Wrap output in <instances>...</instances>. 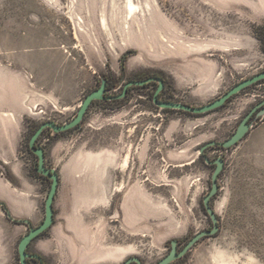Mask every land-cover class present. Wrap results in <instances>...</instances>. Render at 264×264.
Returning <instances> with one entry per match:
<instances>
[{
    "label": "rangeland",
    "instance_id": "374dc122",
    "mask_svg": "<svg viewBox=\"0 0 264 264\" xmlns=\"http://www.w3.org/2000/svg\"><path fill=\"white\" fill-rule=\"evenodd\" d=\"M130 1L126 17V0H0V121L14 125L16 163L44 199L50 183L33 174L31 135L70 122L101 80L117 96L129 81L160 77L161 101L199 107L264 71V0ZM157 88L94 101L75 128L42 133L46 167L59 176L54 223L34 244L47 264H156L171 240L182 250L212 227L203 198L214 168L204 158L218 157V231L171 264H264V117L231 148L199 155L231 137L264 84L202 115L159 109ZM2 257L18 264L15 251Z\"/></svg>",
    "mask_w": 264,
    "mask_h": 264
},
{
    "label": "water",
    "instance_id": "95a60500",
    "mask_svg": "<svg viewBox=\"0 0 264 264\" xmlns=\"http://www.w3.org/2000/svg\"><path fill=\"white\" fill-rule=\"evenodd\" d=\"M263 34H264V27H263ZM264 80V72H261L251 78H248L246 80H243L242 82L236 84L233 88H231L227 93H225L223 96L217 98L216 100L203 105L199 107H193L190 105L182 104V103H174V102H167V101H160L158 100V95L162 91L163 88V82L159 78H148L143 81H129L127 82L123 87V92L120 95L112 96V97H106V80H101L100 87L88 94L83 102L80 105L79 110L76 113V116L68 123H65L64 125H57L53 122H45L43 123L36 132L32 135L29 141V147L33 151V153L38 157V164H37V172L40 173L42 176L47 177L52 181L50 190L48 192L47 198L45 200V217L43 222L36 228H31L29 233L25 236H23L18 244V254L20 258V264H25V259L27 258V254L25 252L28 244L37 236H39L41 233L46 231L47 229L51 228L53 225V202L55 199V195L57 193L58 189V175L54 170L47 169L45 167V157H44V151L42 148H35L34 145L40 136V134L45 130L46 128H49L54 134H59L62 132H67L73 128H75L83 119L85 112L87 111L88 107L92 104L94 101H104V100H120L122 99L126 92L128 87L131 86H144L145 84L156 81L158 82V88L155 91L153 95V104L157 106L161 110H173V111H180L185 112L192 115H202L207 114L209 112H212L214 110H217L221 108L224 104H226L233 96L237 95L241 91L245 90L246 88L257 84L258 82ZM264 104V100L257 104L239 123L236 131L229 137L225 142L223 143H216V142H208L205 145H203L201 148H199V155L203 156V153L205 150H207L210 147L218 146L220 148H223L224 150H227L231 148L232 146L236 145L239 141L243 139V137L247 134L251 127V123L248 122L250 116L252 113L261 105ZM264 117V108L261 109L257 115L256 119ZM205 162L207 164H215L216 167L213 171V174L211 176V188L209 193L203 198V206L204 209L211 221L212 227L209 230H205L202 232H199L196 234L184 247L182 250L178 251V241L177 240H171L170 241V252L162 258L160 261H158L156 264H171L172 262L180 259L183 257L197 242L200 240L212 237L216 234L218 231V219L214 212V210L210 206V200L216 195L218 191V185H217V179L221 171L224 167V161L222 158L218 157L213 162L208 161L206 158H204ZM0 169L3 170V167L0 165ZM122 264H142L141 261L136 257H130L127 260H125Z\"/></svg>",
    "mask_w": 264,
    "mask_h": 264
},
{
    "label": "crops",
    "instance_id": "0c3cea01",
    "mask_svg": "<svg viewBox=\"0 0 264 264\" xmlns=\"http://www.w3.org/2000/svg\"><path fill=\"white\" fill-rule=\"evenodd\" d=\"M2 121L0 129L6 131V136L0 134V165L3 167V170L0 169V206L6 208L8 215L0 207V264H3L2 256L16 252L20 239L28 230L25 224H16L14 220L29 222L32 226L39 225L44 219L46 200L43 198L41 184L33 178L29 169L24 163H16L17 133L14 125L9 120V124ZM95 159L99 161L101 157Z\"/></svg>",
    "mask_w": 264,
    "mask_h": 264
},
{
    "label": "flooded vegetation",
    "instance_id": "af4514ba",
    "mask_svg": "<svg viewBox=\"0 0 264 264\" xmlns=\"http://www.w3.org/2000/svg\"><path fill=\"white\" fill-rule=\"evenodd\" d=\"M264 72V71H263ZM149 78H159V79H161L162 80V82H163V88H162V91L164 90V88H165V81H164V79L163 78H160V77H156V76H152V77H149ZM260 82H262L263 84H264V80H262V81H260ZM260 82H258V83H260ZM149 83H155V84H157V86H158V82H156V81H151V82H149ZM257 83V84H258ZM107 87H108V82H107V80H106V90H107ZM131 87H135V86H131ZM131 87H128V89L129 88H131ZM128 89H127V92H126V94L128 93ZM161 91V92H162ZM123 92V91H122ZM160 92V93H161ZM159 93V94H160ZM126 94H125V96H126ZM105 96H106V94H105ZM124 96V97H125ZM107 97V96H106ZM110 97H112V96H110ZM123 97V98H124ZM122 98V99H123ZM158 100H160V99H158ZM264 99H262V100H260L258 103H256L246 114H245V116L257 105V104H259V103H261L262 101H263ZM112 101H114V100H112ZM161 101V100H160ZM264 108V104L263 105H261L260 107H258L253 113H252V115L250 116V118H249V120H248V122L249 123H252L254 120H256V115H257V113L261 110V109H263ZM244 116V117H245ZM243 117V118H244ZM259 119V118H258ZM42 125V124H41ZM40 125V126H41ZM39 126V127H40ZM38 127V128H39ZM37 128V129H38ZM36 129V130H37ZM46 129H48V130H50L49 128H46ZM45 129V130H46ZM36 130L34 131V133L36 132ZM45 130H43V132L45 131ZM42 132V133H43ZM33 133V134H34ZM42 133L40 134V136L38 137V139H37V141H36V143H35V145H34V147L35 148H41V147H39V144H38V142H39V138L41 137V135H42ZM215 147H218V146H215ZM220 148V147H219ZM29 149H30V147H29ZM43 149V148H42ZM30 151L33 153V151L30 149ZM43 151H44V149H43ZM33 155L34 156H36L34 153H33ZM44 157H45V152H44ZM36 163L38 164V157L36 156ZM209 166H212L214 169H215V167H216V165L213 163V164H209ZM45 167H46V164H45ZM47 169H50V170H54V169H51V168H48V167H46ZM30 171V170H29ZM36 171H37V166H36ZM55 171V170H54ZM56 172V171H55ZM38 173V172H37ZM57 173V172H56ZM30 174H31V172H30ZM38 174H40V173H38ZM41 175V174H40ZM57 175H58V173H57ZM9 178H10V176L9 175H7ZM42 176V175H41ZM43 177H45V176H43ZM46 178V180H47V182H49L50 183V186H51V183H52V181L50 180V179H48L47 177H45ZM58 179H59V176H58ZM5 212H6V214H7V210H6V208L3 206V205H1L0 206ZM53 211H54V214H53V223H54V219H55V209H54V203H53ZM8 215V214H7ZM44 217H45V204H44ZM44 220V219H43ZM43 220H42V222H43ZM41 222V223H42ZM14 223H16V224H25L27 227H28V230H27V233L25 234V235H27L28 233H29V231H30V229L31 228H36V227H38L39 225H37V226H32L29 222H25V221H21V220H14ZM48 230V229H47ZM46 230V231H47ZM46 231H44L43 233H45ZM43 233H41L39 236H37L36 238H34L29 244H28V246H27V248H26V250H25V252H26V254H27V258L25 259V264H47L46 263V261H45V259L42 257V255L39 253V252H37L35 249H34V244H35V242H37L38 243V241H39V238L43 235ZM24 235V236H25ZM21 240V239H20ZM20 242V241H19ZM36 243V244H37ZM19 244V243H18ZM36 244H35V246H36ZM179 246V245H178ZM178 246H177V248H178ZM178 251H180V250H178ZM16 252H17V254H18V245H17V249H16ZM18 264H20V258H19V254H18Z\"/></svg>",
    "mask_w": 264,
    "mask_h": 264
},
{
    "label": "trees",
    "instance_id": "16d2710c",
    "mask_svg": "<svg viewBox=\"0 0 264 264\" xmlns=\"http://www.w3.org/2000/svg\"><path fill=\"white\" fill-rule=\"evenodd\" d=\"M148 78H149V77H148ZM148 78H146V79H148ZM146 79H143V80H146ZM143 80H140V81H143ZM107 88H108V87H107ZM129 89H130V88H129ZM129 89H128V91H129ZM122 91H123V90H122ZM161 94H162V92L158 95V99H160ZM107 97H109V96H107ZM232 98H233V97H232ZM230 100H231V99H230ZM230 100H229V101H230ZM104 101H109V100L106 99V100H104ZM229 101H228V102H229ZM163 111H171V110H163ZM179 112H180V111H179ZM182 113H185V112H182ZM187 114H188V113H187ZM33 133H34V132H33ZM33 133H32V135H33ZM32 135H31V136H32ZM36 166H37V163L35 162V164H34V169H33V170H34V171H33L34 176H36L37 178H40L42 181H43V180L47 181L45 177H43V176H41L40 174L37 173V171H36ZM43 234H44V233H43Z\"/></svg>",
    "mask_w": 264,
    "mask_h": 264
},
{
    "label": "bare ground",
    "instance_id": "6f19581e",
    "mask_svg": "<svg viewBox=\"0 0 264 264\" xmlns=\"http://www.w3.org/2000/svg\"><path fill=\"white\" fill-rule=\"evenodd\" d=\"M127 2V7H128V12H127V16L126 17H129V15H131L133 13V11L135 10L133 4L131 3L130 0H126Z\"/></svg>",
    "mask_w": 264,
    "mask_h": 264
}]
</instances>
